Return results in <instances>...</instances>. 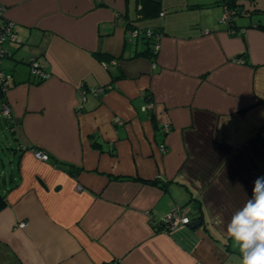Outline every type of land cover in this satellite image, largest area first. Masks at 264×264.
<instances>
[{
    "label": "crops",
    "instance_id": "obj_1",
    "mask_svg": "<svg viewBox=\"0 0 264 264\" xmlns=\"http://www.w3.org/2000/svg\"><path fill=\"white\" fill-rule=\"evenodd\" d=\"M236 1L230 25L225 0H0L19 38L0 264H241L227 225L264 176V0ZM132 26L163 33L155 56ZM175 205L199 223L156 229Z\"/></svg>",
    "mask_w": 264,
    "mask_h": 264
},
{
    "label": "built area",
    "instance_id": "obj_2",
    "mask_svg": "<svg viewBox=\"0 0 264 264\" xmlns=\"http://www.w3.org/2000/svg\"><path fill=\"white\" fill-rule=\"evenodd\" d=\"M4 6L0 4V14L3 12ZM233 10H231L225 4V11L223 15V20L229 21L232 18ZM162 32L159 29H155L152 27H141V26H132L127 29V41L131 42L135 39L142 38L150 42L151 50L153 52V56H155L160 49V42L162 37ZM18 35L15 30V22L11 20H5L0 25V87L6 92L7 89L11 85V77L6 74L3 68V59L9 54L7 49V43L10 41H18ZM30 70L31 73L38 79L44 80L49 76V72L45 68V63L38 59H32L30 62ZM104 65L107 66V63L104 62ZM111 86H97V87H88L84 84H81L79 87V93L83 99H85L86 93L90 92L95 95H99L105 92ZM150 105L146 104L142 107L143 110H146ZM0 111L6 118H11L12 116V108L10 102L5 98L0 103ZM117 122H122L121 119L116 118ZM170 124H165L166 132L169 131ZM162 151L166 150V145L162 143L160 145ZM34 153L37 158L42 160H49L50 156L47 152L35 149ZM77 189L81 190L83 186L81 184H77ZM192 218L188 213V210L183 209L179 205L173 206L166 214H164L158 221H155V228L158 230H162L168 232L175 228L178 225H191ZM26 221H21L19 226H25Z\"/></svg>",
    "mask_w": 264,
    "mask_h": 264
},
{
    "label": "clouds",
    "instance_id": "obj_3",
    "mask_svg": "<svg viewBox=\"0 0 264 264\" xmlns=\"http://www.w3.org/2000/svg\"><path fill=\"white\" fill-rule=\"evenodd\" d=\"M227 234L241 254V264H264V176L255 179L252 195L234 212Z\"/></svg>",
    "mask_w": 264,
    "mask_h": 264
},
{
    "label": "trees",
    "instance_id": "obj_4",
    "mask_svg": "<svg viewBox=\"0 0 264 264\" xmlns=\"http://www.w3.org/2000/svg\"><path fill=\"white\" fill-rule=\"evenodd\" d=\"M225 4L231 9V10H233V13L235 14V13H243V12H241V10H240V7L239 6H241L242 4H239L236 0H225ZM145 7L146 6H143L142 7V12H146V14L147 13H149L150 11H148V10H144L145 9ZM154 9H157V7H155ZM253 11H255V10H253ZM229 22H230V25H231V23H232V18L229 20ZM148 44H149V48H151V44H150V42L148 41L147 42ZM151 55H154L153 54V52L151 51ZM105 61V60H104ZM106 62V61H105ZM1 88V87H0ZM3 94H4V92H3ZM5 99V98H4ZM6 204V200H5V195L3 194V192L1 191V189H0V209L4 206ZM21 264H23V263H21Z\"/></svg>",
    "mask_w": 264,
    "mask_h": 264
},
{
    "label": "rangeland",
    "instance_id": "obj_5",
    "mask_svg": "<svg viewBox=\"0 0 264 264\" xmlns=\"http://www.w3.org/2000/svg\"><path fill=\"white\" fill-rule=\"evenodd\" d=\"M251 7V6H250ZM253 16H254V18L257 16V13H254L253 14ZM238 18H240V17H238ZM243 18H246V16H243ZM247 19H248V17H247ZM3 122H4V125H6V121H5V119H3ZM4 136L2 137V139H1V142H2V145H1V147H4V149L1 151V157L4 159V162H5V164H6V167H8L9 166V164H8V154H9V151L10 150H8L7 149V147H6V144H7V141H6V138H4V137H8L9 136V133H8V131L6 130V131H4ZM6 135V136H5ZM5 151V152H4ZM7 152H8V154H7ZM0 168H1V165H0Z\"/></svg>",
    "mask_w": 264,
    "mask_h": 264
},
{
    "label": "water",
    "instance_id": "obj_6",
    "mask_svg": "<svg viewBox=\"0 0 264 264\" xmlns=\"http://www.w3.org/2000/svg\"><path fill=\"white\" fill-rule=\"evenodd\" d=\"M198 223H199L198 221H193V222H192L193 225H196V224H198Z\"/></svg>",
    "mask_w": 264,
    "mask_h": 264
}]
</instances>
